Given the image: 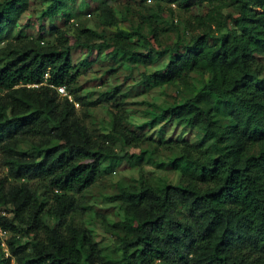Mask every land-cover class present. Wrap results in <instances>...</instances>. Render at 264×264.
Returning <instances> with one entry per match:
<instances>
[{"label":"trees","instance_id":"obj_1","mask_svg":"<svg viewBox=\"0 0 264 264\" xmlns=\"http://www.w3.org/2000/svg\"><path fill=\"white\" fill-rule=\"evenodd\" d=\"M74 1L52 0L41 18L60 13L69 22ZM164 1L185 10L210 5L195 16L205 30L160 51L170 52L168 62L143 74L155 86L193 72L208 75L193 96L158 116L200 127L208 146L161 142L178 152L169 163L180 179L121 184L111 199L119 201L124 218L113 224L118 244L109 253L71 219L75 193L97 181L106 161L125 157L89 129L76 104L115 99L119 111H111L106 137L124 147L141 141L123 124L127 113L118 88L96 101L79 92L73 50L93 51L106 36L87 27L54 26L56 41L42 43L19 28L29 0H0V164L8 169L0 176V206L9 208L0 211V229L9 233L10 252L0 255V264H264V0H234L235 12L225 11L223 0ZM99 10L107 25L118 26L111 4L103 1ZM148 19L146 34L117 28L113 53L135 56L134 36L156 50L164 30ZM26 141L31 148L20 149ZM3 241L0 231V251Z\"/></svg>","mask_w":264,"mask_h":264},{"label":"rangeland","instance_id":"obj_2","mask_svg":"<svg viewBox=\"0 0 264 264\" xmlns=\"http://www.w3.org/2000/svg\"><path fill=\"white\" fill-rule=\"evenodd\" d=\"M103 1L113 6L119 20L118 26L105 23L99 10ZM223 1L225 11H236L234 0ZM51 2L52 0H29V5L20 18L19 28L35 38H41L42 43L56 41L52 33L54 26H79L102 32L106 38H100L96 42L102 44L106 41L100 48L90 51L80 46L73 50V62L80 69L79 92L86 99L96 101L100 100L104 92H112L118 88L116 97L122 99L123 108L127 113L123 124L141 138L137 145L124 147L121 141L114 142L111 137H106L111 130V111H119L114 105L115 99L102 100L85 108L76 104L78 114L89 129L103 140L113 142L119 154H125L124 159L115 160L112 165L106 161L97 181L82 193H75L78 206L71 214V219L89 229L99 247L113 253L118 244V228L113 224L124 218V211L119 201L112 200L111 196L119 192L121 184H140L142 180L160 183L180 179V172L170 167L169 163L178 152L163 148L161 142H188L192 146H202V150H206L208 146L205 133L200 127L158 117L164 108L193 96L206 83L208 75L193 72L172 84L155 86L144 80L143 74L160 70L168 62L170 52L160 51L177 43H189L205 30L195 21V16L206 14L210 5L202 2L190 10H185L178 4H168L164 0H75L69 3L71 18L66 22V17L60 13L41 18ZM149 17L164 30L156 50L152 51L139 36H134L132 40L138 44L135 56L114 54L112 39L117 28H141V32L146 34L150 28ZM31 146V142L26 141L21 143L19 148L29 150ZM141 152L144 155L139 159ZM7 174L8 169L0 164V176ZM8 210L7 206H0L1 212L7 213ZM0 231L4 240L0 255L4 252L7 257L10 252L5 238L9 233L1 229ZM27 240L28 238H24V241Z\"/></svg>","mask_w":264,"mask_h":264},{"label":"built area","instance_id":"obj_3","mask_svg":"<svg viewBox=\"0 0 264 264\" xmlns=\"http://www.w3.org/2000/svg\"><path fill=\"white\" fill-rule=\"evenodd\" d=\"M34 86H37V84H34ZM57 89H58V91H59L61 94H63V95H68V92H67L65 86H58ZM70 97H71V96H70Z\"/></svg>","mask_w":264,"mask_h":264}]
</instances>
